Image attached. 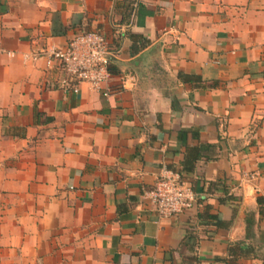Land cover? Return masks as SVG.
<instances>
[{
    "label": "crops",
    "instance_id": "0c3cea01",
    "mask_svg": "<svg viewBox=\"0 0 264 264\" xmlns=\"http://www.w3.org/2000/svg\"><path fill=\"white\" fill-rule=\"evenodd\" d=\"M89 31L107 96L43 55ZM163 169L196 195L166 218ZM0 264H264V0H0Z\"/></svg>",
    "mask_w": 264,
    "mask_h": 264
},
{
    "label": "built area",
    "instance_id": "2783aa9c",
    "mask_svg": "<svg viewBox=\"0 0 264 264\" xmlns=\"http://www.w3.org/2000/svg\"><path fill=\"white\" fill-rule=\"evenodd\" d=\"M47 66L56 61L67 75L64 90L78 92V84H88L94 91L107 96L111 79L109 51L104 35L89 31L74 37L64 50L47 48L44 53ZM37 54L29 56L36 60ZM28 58V56H25ZM160 217L178 215L190 209L196 199L192 188L183 183L179 173L164 170L153 188L145 193Z\"/></svg>",
    "mask_w": 264,
    "mask_h": 264
},
{
    "label": "trees",
    "instance_id": "16d2710c",
    "mask_svg": "<svg viewBox=\"0 0 264 264\" xmlns=\"http://www.w3.org/2000/svg\"><path fill=\"white\" fill-rule=\"evenodd\" d=\"M188 81H191L192 83H195L194 85L197 86V87H209V86H212V85H206V84H203L201 82V80L199 78H196V77H189L188 78ZM210 145H204L202 148H198V149H193L192 152H190V154L186 157L185 161L183 162V165H182V170L185 171V172H191L193 171L194 169V164L195 162L200 158V155H201V152L202 151H207L208 149H210ZM195 154V155H193ZM223 202L225 203V201L223 200ZM257 202L258 204L260 205L263 200L261 198H257ZM200 218L202 220L204 219H208V220H213L214 221V225L217 226V227H220V226H224L225 223L222 222L221 220H219L217 218V216H213V215H210V216H204V215H201ZM239 246L240 244H237L233 247H229L228 248V256L229 258L231 257L232 259L234 258L235 255L239 254L240 256H256L255 255V251H254V248L252 246L249 245V247L246 248V250H241L239 249ZM239 251V252H238Z\"/></svg>",
    "mask_w": 264,
    "mask_h": 264
}]
</instances>
